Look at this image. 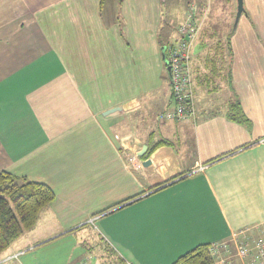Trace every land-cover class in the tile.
<instances>
[{
    "label": "crops",
    "instance_id": "1",
    "mask_svg": "<svg viewBox=\"0 0 264 264\" xmlns=\"http://www.w3.org/2000/svg\"><path fill=\"white\" fill-rule=\"evenodd\" d=\"M165 1L0 0V169L54 188L50 211L79 218L58 232L96 218L122 264L264 232V0L237 22V0H211L185 120L159 117L172 90L158 55L180 35ZM237 101L248 124L228 117Z\"/></svg>",
    "mask_w": 264,
    "mask_h": 264
},
{
    "label": "rangeland",
    "instance_id": "2",
    "mask_svg": "<svg viewBox=\"0 0 264 264\" xmlns=\"http://www.w3.org/2000/svg\"><path fill=\"white\" fill-rule=\"evenodd\" d=\"M184 1L187 3L188 7H190L193 2H197L200 5L201 9H203V7L207 4L209 5V9L211 6V0H176L175 4L172 5L173 10L176 12L175 14H173L176 17L175 20H173L172 27L174 29L179 27L181 24L182 18L180 16H183V14L178 13L182 11L183 7L185 8ZM220 1L222 3L224 2V0ZM226 6L227 5L225 4L224 8ZM163 8L165 16H167L168 14L166 12L169 10V0H166L164 2ZM219 14L223 15V10L222 12L220 11ZM214 16H216V13L214 10H212L210 18H214ZM204 30H206V25ZM216 34H222V30L218 29V33ZM158 57L160 59V62L162 63V66H164V60L162 58L161 51ZM174 103L175 102H171V109L175 107ZM189 118L191 119V117ZM48 206H46L42 210L40 218L35 227L29 231H25L19 238L12 242L8 250L4 251L0 255V264H70L72 262V264H77L79 261L85 260V258H89L90 260L93 258V260L97 261L100 264H104V262H106V264H110L108 263L109 261H107L108 258L109 260H112L113 264H122L121 262L119 263V261H115L117 256L114 255L113 257L109 258L106 255L107 253L104 247L107 244L103 239L106 238L109 243L113 244V248L114 243L112 242V240H110L109 234L106 233L104 229H101L100 223H96V227L95 223L92 225L90 223L84 224L85 222H83V224H79L78 227L73 231L58 232L62 229H65L67 227V224L73 221V219L78 222L79 218L71 214L65 215L64 217L58 216L55 212L50 211V207ZM243 235L245 236L247 234L241 231L237 233V238L235 239V241L238 244L241 242V239H243ZM236 242H234L233 238L231 247H227L229 249V254L227 256L230 257V260L238 258L245 264H254L253 260H251L250 257L241 259L237 255L238 247L236 245ZM89 245L92 248H89V250H87L86 248ZM15 248L24 249V252L20 254V257L16 255L15 257L6 259L3 262V259L8 257L7 255L11 254ZM116 252L120 254L118 252V249L116 250Z\"/></svg>",
    "mask_w": 264,
    "mask_h": 264
},
{
    "label": "trees",
    "instance_id": "3",
    "mask_svg": "<svg viewBox=\"0 0 264 264\" xmlns=\"http://www.w3.org/2000/svg\"><path fill=\"white\" fill-rule=\"evenodd\" d=\"M122 1L119 0L120 5ZM104 3L105 0H101V8ZM228 117L238 123L248 124L249 120L239 101L232 105ZM171 143L165 138L157 140L147 154L160 145H170ZM55 199L56 192L50 184L0 169V255L25 231L35 227L42 210ZM105 243L107 244L104 247L106 255L108 257L115 255L120 258L116 250L108 242L105 241ZM210 245V243L199 244L179 256L171 264H214Z\"/></svg>",
    "mask_w": 264,
    "mask_h": 264
},
{
    "label": "built area",
    "instance_id": "4",
    "mask_svg": "<svg viewBox=\"0 0 264 264\" xmlns=\"http://www.w3.org/2000/svg\"><path fill=\"white\" fill-rule=\"evenodd\" d=\"M209 5L200 8L197 2L189 7V16L179 26V38L166 45V57L170 66V86L172 90L171 102L175 107L160 114L161 118L187 119L196 118L194 79L191 69V58L195 41L206 21ZM118 137V136H117ZM93 218L90 222L95 223ZM96 225V224H95ZM243 235L238 244L237 255L242 258L250 257L254 264H264V232L258 235ZM210 252L214 257V264H232L227 256L229 249L226 244L215 242L210 245ZM77 264H100L97 261L85 258Z\"/></svg>",
    "mask_w": 264,
    "mask_h": 264
},
{
    "label": "water",
    "instance_id": "5",
    "mask_svg": "<svg viewBox=\"0 0 264 264\" xmlns=\"http://www.w3.org/2000/svg\"><path fill=\"white\" fill-rule=\"evenodd\" d=\"M238 1V9H237V16H236V22L238 21V19L240 18L242 12L244 11V0H237ZM166 45H164L162 47V57L164 59V61H166V63L168 64V60H167V57H166ZM168 72L170 74V66H168ZM118 110V108H113V109H110V110H107L106 112H104V114H109V113H112V112H116ZM147 149V145H144L143 149L138 153V155H143L145 153ZM144 165H149L151 163V159L148 158L146 160H144Z\"/></svg>",
    "mask_w": 264,
    "mask_h": 264
}]
</instances>
